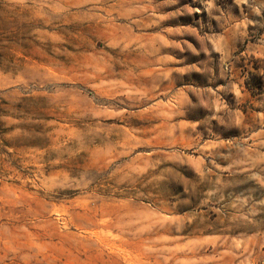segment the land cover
Instances as JSON below:
<instances>
[{"label":"rangeland","instance_id":"obj_1","mask_svg":"<svg viewBox=\"0 0 264 264\" xmlns=\"http://www.w3.org/2000/svg\"><path fill=\"white\" fill-rule=\"evenodd\" d=\"M0 264H264V0H0Z\"/></svg>","mask_w":264,"mask_h":264}]
</instances>
